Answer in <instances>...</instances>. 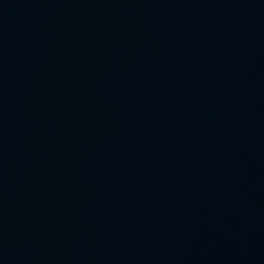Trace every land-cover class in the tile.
Segmentation results:
<instances>
[{"label": "water", "instance_id": "95a60500", "mask_svg": "<svg viewBox=\"0 0 264 264\" xmlns=\"http://www.w3.org/2000/svg\"><path fill=\"white\" fill-rule=\"evenodd\" d=\"M0 264H264V0H0Z\"/></svg>", "mask_w": 264, "mask_h": 264}]
</instances>
